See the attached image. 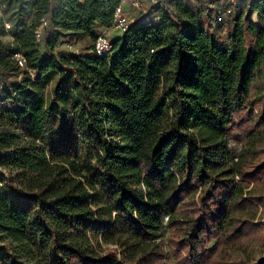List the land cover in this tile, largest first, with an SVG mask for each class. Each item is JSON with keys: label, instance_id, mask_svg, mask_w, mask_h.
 Returning <instances> with one entry per match:
<instances>
[{"label": "trees", "instance_id": "16d2710c", "mask_svg": "<svg viewBox=\"0 0 264 264\" xmlns=\"http://www.w3.org/2000/svg\"><path fill=\"white\" fill-rule=\"evenodd\" d=\"M3 1L0 75L20 72L16 54L25 68L0 82V264H249L264 214V0L221 42L208 6L154 3L99 56L57 45L94 43L122 0Z\"/></svg>", "mask_w": 264, "mask_h": 264}, {"label": "rangeland", "instance_id": "374dc122", "mask_svg": "<svg viewBox=\"0 0 264 264\" xmlns=\"http://www.w3.org/2000/svg\"><path fill=\"white\" fill-rule=\"evenodd\" d=\"M215 0H184L185 3H187L188 5H191L193 8L195 9H199V8H204L207 6H210L211 3L213 5ZM249 0H235L233 2V4H231L229 6L230 8V12H227L223 18V21H221L219 24L214 25L213 28H217L215 32V36L217 38V40L219 42L222 41V39L227 35L230 27H231V20L232 18L240 11L245 9V6L247 4ZM152 1L151 0H143V9L145 12L149 11V7L152 5ZM211 5V6H212ZM6 10L5 6H4V1L0 0V16L4 19V23H9L7 18L8 15H6L4 13V11ZM129 13L136 15L138 12L130 9L128 11ZM148 14L151 18L152 15H150L149 13H145ZM253 14V13H252ZM252 14L248 15V20L250 22L253 23L252 21ZM210 16L212 17V19L214 18V14L211 12ZM256 16V15H255ZM257 18V17H256ZM260 22V21H259ZM260 25L264 26V21L260 22ZM211 30H214V29ZM5 29L6 28L5 26ZM0 40L4 43V44H10L12 42V37L8 34L2 35L0 36ZM93 45V41L88 38V37H83L79 40L73 41V40H67V39H62L59 44L57 45L58 49H64V50H78L79 52H83V53H89L91 48ZM41 51L45 54L44 48L42 45H39ZM24 69H21L19 73L17 74H5V75H0V82L2 81V84L5 87H9L10 85L14 84L17 80H21L24 77ZM49 85L50 83H48L47 85V89L46 92H49ZM231 146L233 148H235L236 150L239 149V143L236 142H231ZM264 196V194H263ZM259 207V211L257 214V217L254 219L253 223L256 226V230H252L251 232H249V236H248V247L249 249L252 250V256L250 257V263L249 264H253V263H258L260 261H264V247H263V242H264V214H261L262 211V207L260 205H258ZM244 246V245H243ZM207 248H214V251H217L219 249L218 245L216 246L215 241H212ZM215 254H213L211 256V258L209 260H207L204 264H217V259H215L214 257ZM215 259V260H214ZM242 256H240L239 253H235L232 255V261H229L228 264H246L243 260ZM172 264H180L177 263L176 261H173Z\"/></svg>", "mask_w": 264, "mask_h": 264}, {"label": "built area", "instance_id": "2783aa9c", "mask_svg": "<svg viewBox=\"0 0 264 264\" xmlns=\"http://www.w3.org/2000/svg\"><path fill=\"white\" fill-rule=\"evenodd\" d=\"M154 3L160 4L163 0H151ZM235 0H215L213 5L211 3L205 9V13H213L214 20L210 29L214 27V25L223 21V18L227 12H230L229 6L233 4ZM143 0H122L116 7L113 13L112 21L110 27L105 28L107 30H116L123 33L133 22L137 21L139 23H150L153 18L149 15L145 14L146 12L143 9ZM133 9L138 13L133 15L128 11ZM47 25V20L43 19L40 26L35 31V37L37 40H42L43 38V28ZM6 28H9L10 25L8 23L5 24ZM112 47L111 39L105 34V32L99 33L94 40L92 49L89 53L96 55H103L110 51ZM14 59L17 65L24 69L25 61L22 56L19 54L14 55ZM28 72L33 75L31 70Z\"/></svg>", "mask_w": 264, "mask_h": 264}, {"label": "crops", "instance_id": "0c3cea01", "mask_svg": "<svg viewBox=\"0 0 264 264\" xmlns=\"http://www.w3.org/2000/svg\"><path fill=\"white\" fill-rule=\"evenodd\" d=\"M97 33H102V32H105V34L111 39H115V38H118L122 35L121 32L119 31H116V30H107L105 31V27L104 26H101L100 24H97L96 27H95Z\"/></svg>", "mask_w": 264, "mask_h": 264}]
</instances>
